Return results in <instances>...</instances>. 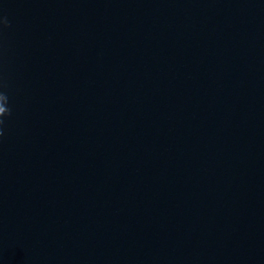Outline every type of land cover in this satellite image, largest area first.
<instances>
[{
	"label": "water",
	"instance_id": "95a60500",
	"mask_svg": "<svg viewBox=\"0 0 264 264\" xmlns=\"http://www.w3.org/2000/svg\"><path fill=\"white\" fill-rule=\"evenodd\" d=\"M0 264H264V0H0Z\"/></svg>",
	"mask_w": 264,
	"mask_h": 264
},
{
	"label": "clouds",
	"instance_id": "9594fccd",
	"mask_svg": "<svg viewBox=\"0 0 264 264\" xmlns=\"http://www.w3.org/2000/svg\"><path fill=\"white\" fill-rule=\"evenodd\" d=\"M4 26H8L9 22L5 17L0 21ZM6 87V85H0V88ZM9 105V96L7 92L0 90V136L3 135V125L5 124V117L12 114V109Z\"/></svg>",
	"mask_w": 264,
	"mask_h": 264
}]
</instances>
